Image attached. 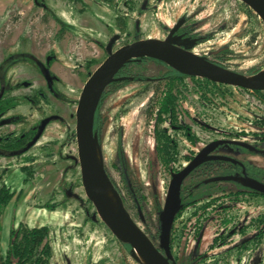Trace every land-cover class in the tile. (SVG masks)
<instances>
[{
	"label": "rangeland",
	"instance_id": "obj_1",
	"mask_svg": "<svg viewBox=\"0 0 264 264\" xmlns=\"http://www.w3.org/2000/svg\"><path fill=\"white\" fill-rule=\"evenodd\" d=\"M183 17L192 18L193 30L203 37L192 49L197 55L209 58L210 52L226 47L232 53L227 69L239 74L264 63V25L236 0H0L1 86L9 88L11 96L41 90L46 99L9 111L0 124L1 134L38 130L26 152L0 153V187L5 184L14 192L1 211V255L14 220L15 226L24 223L50 229V264H138L98 217H90L87 211L77 159L75 109L88 74L105 58L110 38L119 36L127 43L163 38ZM137 22L139 32L133 35ZM48 57L53 60L46 74ZM165 72L163 65L154 62L143 70L147 78ZM184 83L178 104L180 120L191 129L197 144L181 138V156L195 155L215 140L252 143L264 132L258 125L264 120V104L253 93L233 87L217 89L190 79ZM154 91L155 83L133 82L109 95L100 109L106 124L99 142L104 167L114 183L119 185L116 169L122 166L144 191L153 216L157 203L163 209L171 180L156 155L154 120L147 114ZM218 150L219 156L248 158L264 167V157L252 152ZM26 155L34 158L29 178L21 170ZM185 166L183 162L180 169ZM236 203L231 214L238 226L264 212V200ZM47 204L53 208H45ZM192 212L189 208L173 221L171 254L177 263L185 264L196 252H204L216 234L217 218L211 215L201 220L204 228L196 245ZM246 238L234 237L230 245L206 256L222 259L223 264H264V237L257 245L238 248Z\"/></svg>",
	"mask_w": 264,
	"mask_h": 264
},
{
	"label": "trees",
	"instance_id": "obj_2",
	"mask_svg": "<svg viewBox=\"0 0 264 264\" xmlns=\"http://www.w3.org/2000/svg\"><path fill=\"white\" fill-rule=\"evenodd\" d=\"M192 20V18L186 20L184 23L185 28H189L193 25L194 21ZM118 40H120V37ZM230 58H232L231 51L228 48H222L217 50L215 53H212L211 59L209 60L223 68H227V61ZM52 60V57L47 58L46 67L43 69V71H48L47 69L50 66ZM149 62H152V60L147 58L132 60L127 62L117 72L114 77L117 80L109 84L103 92L94 116L93 131L97 135L98 141H100L102 131L106 124V118L101 114L100 109L109 95L124 89L133 82H145L146 84L155 83L154 96L152 103L147 110V114L151 119L154 120L156 155L159 158L161 164L171 175L173 173H177L180 170L183 162L188 164L195 156L193 153L191 155L181 156L179 154V140L183 138L191 145L195 146L197 144V138L191 132V129L187 125H183L180 120V110L178 106L179 95L185 89V79L201 82L205 86H211L217 89L228 87L214 84L205 79L193 78L179 74L178 72L167 66H164L162 63L157 61L154 62L163 65L166 68V72L163 75L155 78L157 80L148 82L147 77H145L143 74V70ZM99 64L100 63H98V65ZM263 68L264 63L258 68L247 69L242 73V75H255ZM90 74L91 73L88 74L87 78L90 76ZM8 90L9 88H3L0 82V124L2 122L3 116L9 111L19 106L26 104H38L41 101L46 100L45 95L41 90H37L28 96H11L8 95ZM239 90L243 91L241 89ZM259 98L264 102V96L262 94H260ZM37 133L38 130L36 128H32L27 131H21L19 133H0V153L1 151L9 153L14 152L20 155L26 152L28 149V144L36 140L35 137ZM120 139L121 135L119 134L118 151L121 148ZM219 147H230L237 152L243 150L231 144H222L219 145ZM23 161L24 166L21 170L24 172L27 178H29L33 175V169L31 168V165L34 161V158L32 156L26 155L23 157ZM120 163L123 164L122 161ZM116 170L119 176L120 187L117 188L110 173H108V176L115 186L119 196L121 197L125 209L131 215L133 220L140 224L141 228L151 240L155 239L158 241L160 231V206L157 203L156 207L154 208L155 216H153V212L148 206L147 197L145 196L144 191L138 185L136 179L134 178L131 180L122 166ZM235 172L240 175L239 166L236 164L230 165L225 161H219L203 163L190 174L186 185L181 191V205L174 219L176 220L179 218L187 209H193L190 218L194 219V223L191 225L194 227V239L196 244L199 243L201 232L204 228L203 222L201 220L211 218L213 212L217 211V219L223 227L228 223L234 222L235 220L233 216L228 217V206L232 207L233 209L235 205L232 206L231 204L239 202L242 199V192L240 190L234 188L230 189L228 186V184L231 185L230 183H232L240 188L242 185L239 184V182L222 181L217 183H205L202 180L216 176H227L228 174L232 175L235 174ZM13 195L14 192H11L5 184H1L0 216L1 211L8 205ZM262 196L264 197V195ZM87 207L90 217L95 218V211L89 201H87ZM45 208L52 209L53 206L47 204L45 205ZM234 230L235 231H233L229 236L224 235V232H222V235L213 236L210 242L207 244L204 252L196 253L195 257H193L188 262L193 263L200 260L199 264H223L224 261L222 259L215 258L214 256L208 257L206 255L207 253H210L220 247L231 244L234 239L232 237L242 231L239 229L237 230L236 228ZM49 235L50 229L47 226L29 227L24 223H18V225L15 226L14 220H12L9 230L8 246L5 253L3 255L0 254V264H50L52 250ZM243 245H245V243H243L242 246H239L238 248H243ZM123 246L128 254L132 256L131 248L128 245ZM135 262L138 263L136 260ZM171 264L184 263L171 261Z\"/></svg>",
	"mask_w": 264,
	"mask_h": 264
},
{
	"label": "water",
	"instance_id": "obj_3",
	"mask_svg": "<svg viewBox=\"0 0 264 264\" xmlns=\"http://www.w3.org/2000/svg\"><path fill=\"white\" fill-rule=\"evenodd\" d=\"M248 7L264 25V0H238ZM174 32V31H173ZM165 40L140 39L112 50L114 39L106 47L107 57L85 81L75 109V139L81 184L98 219L121 244L131 248L134 260L139 264H171L170 231L180 208V189L183 181L201 164L211 161L236 162L223 156L210 155L219 145L232 144L246 150L250 145L240 141L215 140L201 149L180 171L171 175L167 195L159 221V245L137 225L125 209L121 197L114 188L100 155L99 141L93 131L94 116L106 87L115 82L117 72L129 61L148 58L161 62L179 74L208 80L214 84L248 91H264V68L255 75L246 76L198 56L173 43L172 34ZM48 71L46 72V74ZM214 177L205 183L225 181ZM237 182L264 195V185L241 178ZM111 196V199L109 197ZM160 250L163 251L160 252Z\"/></svg>",
	"mask_w": 264,
	"mask_h": 264
},
{
	"label": "flooded vegetation",
	"instance_id": "obj_4",
	"mask_svg": "<svg viewBox=\"0 0 264 264\" xmlns=\"http://www.w3.org/2000/svg\"><path fill=\"white\" fill-rule=\"evenodd\" d=\"M236 1H238V0H236ZM240 2V1H239ZM242 4V3H241ZM244 5V4H243ZM245 6V5H244ZM248 8V7H247ZM142 9H144V7H142ZM190 17H183V18H181L180 20H178V22L167 32V34L163 37V38H159V40H165V39H167V37L173 32V34H172V40H173V43L175 44V45H177V46H179V47H182V48H185V49H187V50H189L190 52H192V53H194L193 51H192V49H193V47L195 46V44H198L199 43V41L200 40H202L203 39V37H198L197 36V34L195 33V31L193 30V28H192V26L191 27H189V28H185V25H184V23L186 22V20H188ZM138 26V28H139V23L137 22V24L136 23H134V32H133V35H135V34H137V32H139V31H136V27ZM137 36H139V35H137ZM137 36H135V37H137ZM134 37V38H135ZM115 37H112V38H110V41H111V39H114ZM118 38H119V36H117V38L115 39V41H114V43L112 44V48L114 47V45H116V44H118V43H120L121 45H120V47L121 46H123V45H126V44H129V43H127V42H121V38H120V40H118ZM134 40H140V38H137V39H134ZM110 41H109V43H110ZM132 42H134L133 41V39H132ZM131 42V43H132ZM119 48V47H118ZM117 48V49H118ZM226 48V47H225ZM222 49V48H221ZM113 50V49H112ZM116 50V49H115ZM220 50V49H219ZM105 51H106V48H105ZM114 51V50H113ZM217 51V50H216ZM216 51H212V52H210L209 53V58L208 57H203V56H201V57H203V58H205V59H207V60H209V59H211V54L212 53H215ZM106 54H107V52H106ZM194 54H196V53H194ZM108 55V54H107ZM197 55V54H196ZM198 56H200V55H198ZM105 58H106V55H105ZM105 58H104V60H105ZM148 59V58H147ZM47 60V59H46ZM46 60H45V66H46ZM151 60V59H150ZM210 61V60H209ZM152 62H154V60H152ZM158 62V61H157ZM150 63V62H149ZM155 63V62H154ZM161 63V62H160ZM215 64V63H214ZM164 65V64H163ZM165 66V65H164ZM38 67H41V66H38ZM50 67V66H49ZM48 67V68H49ZM41 69H43V67H41ZM227 69V68H226ZM155 78H157V77H154V78H147V80H148V82H151L152 80H157V79H155ZM194 78V77H193ZM200 79V78H199ZM217 85H219V84H217ZM227 87H229V86H227ZM48 89H50V87H49V84H48ZM239 89V88H238ZM242 90V89H241ZM243 92H249V93H253L255 96H257L258 98L260 97V94H262L263 96H264V91H248V90H243ZM259 102H261V103H263L264 104V102L259 98ZM100 103V102H99ZM261 121H263L262 122V124H258V125H260V126H262L263 128H264V126H263V124H264V120H261ZM184 125V124H183ZM179 127V126H178ZM174 128H176V127H174ZM102 133H103V131H102ZM222 140H226V139H222ZM229 141H234V140H229ZM100 142V141H99ZM245 143V142H244ZM209 144V143H208ZM246 144H248V145H250L251 147H253V150L251 151V150H246V149H244V148H241V147H239V148H241V149H243L242 151H240L241 153H244L245 151H249V152H252L253 154H256V155H259V156H262V157H264V132L263 133H261L259 136H257V140H255L254 142H252V143H246ZM232 145V144H231ZM233 146H235V145H233ZM205 147V146H204ZM203 147V148H204ZM236 147H238V146H236ZM202 148V149H203ZM227 148V147H226ZM230 150H233V149H231L230 147H228ZM219 146L217 147V148H215L212 152H211V154L210 155H215V156H219ZM231 152V151H230ZM235 152H237V151H235L234 150V152H232V154H235ZM198 153V152H197ZM196 153V154H197ZM238 153V152H237ZM195 154V155H196ZM231 159V158H230ZM233 159V158H232ZM233 160H235L236 162H233V163H231V162H228L230 165H233V164H236L237 166H239L240 167V175H238L236 172H235V174H228L227 176H216V177H225L226 178V182L227 181H234V182H237L239 179H241V178H245V179H250V180H255V181H257V182H259V183H261V184H263L264 185V167H260V166H258V165H255V164H253L248 158H242V159H233ZM211 162H219V161H211ZM226 162V161H225ZM206 163V162H205ZM187 165V164H186ZM229 169H230V167H229ZM181 170V169H180ZM179 170V171H180ZM194 171V170H193ZM108 173V172H107ZM237 174V175H236ZM172 175V174H171ZM171 175H170V179H171ZM190 177V175L183 181V184H182V186H181V189H180V194H181V191L183 190V188H184V186L186 185V183H187V180H188V178ZM211 178H214V177H211ZM208 179H210V178H205V179H203L202 181H206V180H208ZM112 182V181H111ZM118 182H119V180H118ZM222 182V181H221ZM215 183H217V182H215ZM113 184V183H112ZM116 184V183H115ZM231 185H229L228 184V186L230 187V189H238V190H240L241 192H242V199H241V201L242 202H244V201H248V200H256V199H259V200H264V197L262 196L263 194H261V193H258V192H256V191H254V190H252V189H250V188H247V187H245V186H243L242 185V187H240V188H238L237 187V185H234V184H232V183H230ZM114 186V185H113ZM116 186H117V188L118 187H120L118 184H116ZM196 187H197V185H196ZM114 188H115V186H114ZM181 201V200H180ZM250 202V201H249ZM235 204H237L236 202L235 203H233V204H231L232 206L233 205H235ZM228 214H229V216L228 217H230V216H233V218H234V222H231V223H228L226 226H222L221 224H220V222H219V220L217 219V227H216V229H215V235H217V236H219V235H222V232H224L223 234L224 235H226V236H229L230 234H232V232L233 231H235L234 229L236 228L237 230L239 229L241 232L240 233H238V234H236V235H234V237H237V236H241V235H246V241L244 242L245 244H248V243H252L253 245H257L258 243H260L261 242V240L263 239V237H264V216H263V214H264V212L262 213V214H260V215H256L255 217H251V218H249L248 219V221L243 225V226H238V224H237V222H236V218H235V216L233 215V214H231L232 212H231V210H233L232 209V207H230V206H228ZM217 211H215V212H213V215H215L216 216V218H217ZM88 216V215H87ZM131 216V215H130ZM97 217V216H96ZM95 217V218H96ZM94 218V219H95ZM132 218V217H131ZM133 219V218H132ZM135 222V221H134ZM137 225H139L137 222H135ZM173 225V224H172ZM235 225H236V227H235ZM139 227H140V225H139ZM141 228V227H140ZM172 228V227H171ZM142 229V228H141ZM143 230V229H142ZM144 231V230H143ZM242 233V234H241ZM170 234H171V231H170ZM214 235V236H215ZM171 237V236H170ZM234 237H232V238H234ZM258 240H259V242H258ZM153 241V240H152ZM258 242V243H257ZM155 244V246H158L159 245V240L157 241V243H154ZM243 244V243H242ZM124 245V244H123ZM196 245H198V244H196ZM230 245V244H229ZM226 246H228V245H226ZM226 246H223V247H226ZM124 247V246H123ZM223 247H220V248H223ZM220 248H218V249H220ZM244 248H246V245H243V249ZM217 250V249H216ZM160 252H162L163 253V251H161L160 250ZM170 252H171V238H170ZM196 253H198V252H196ZM172 255V254H171ZM135 261V260H134ZM172 261H173V258H172Z\"/></svg>",
	"mask_w": 264,
	"mask_h": 264
},
{
	"label": "bare ground",
	"instance_id": "obj_5",
	"mask_svg": "<svg viewBox=\"0 0 264 264\" xmlns=\"http://www.w3.org/2000/svg\"><path fill=\"white\" fill-rule=\"evenodd\" d=\"M109 197H110V199H111V196H110V195H109ZM139 260L141 261V263L144 264V261H143L141 258H139Z\"/></svg>",
	"mask_w": 264,
	"mask_h": 264
}]
</instances>
